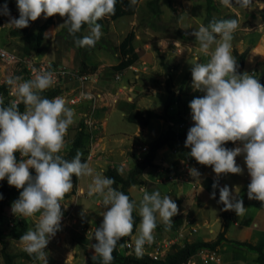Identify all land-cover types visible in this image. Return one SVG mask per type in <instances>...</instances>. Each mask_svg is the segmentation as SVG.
Returning <instances> with one entry per match:
<instances>
[{"label": "rangeland", "instance_id": "rangeland-1", "mask_svg": "<svg viewBox=\"0 0 264 264\" xmlns=\"http://www.w3.org/2000/svg\"><path fill=\"white\" fill-rule=\"evenodd\" d=\"M150 1L152 0H140L133 16L117 20L102 19L105 29L102 28L103 35L94 47H83L82 50L76 46L67 29L60 27L65 18L56 15L50 17L54 24L46 32L42 53L35 55L36 60L28 67L18 65L19 61L13 64L0 60V86L6 83L9 75L21 76L23 80L34 78L33 68L61 72V75H55L56 82L51 88H59L62 91L59 96L64 97L68 101L67 106L75 111V122L69 127L65 137L63 155H68L74 147V141L83 124L84 145L79 151L83 153L85 162L94 169V175L99 173L108 177L109 169L115 168L124 177L128 176L137 162H141L147 154L149 144L170 125L187 131L194 126L189 104L194 98L205 95L193 90L191 69L194 63H207L210 56L199 51L198 42L190 35L204 25L207 15L205 1L160 0L161 15L158 19H152ZM215 1L222 15H234L239 22V28L231 42L238 74L264 76V0H253L251 9H242L235 4L233 8H227L221 4V0ZM11 16L18 18L16 15ZM50 18L45 19L42 14L35 22H29L25 32L7 26L9 18L3 16L0 18V47L14 52L18 58H27L23 56L27 49L25 37L35 35ZM153 24L155 29L152 28ZM179 31L186 33L189 39H182ZM131 32L135 35L133 43L139 60L129 68L118 71L115 67L120 62L119 47ZM87 34L86 27L81 35ZM243 53H247V58L241 64L239 56ZM83 62L87 63L85 68ZM8 98L15 99L10 94ZM168 103L170 107L167 109ZM132 111L154 113L163 117L169 115L172 120L168 122L156 118L150 121L148 127H141L128 121ZM182 118L184 119L180 120ZM223 147L231 150L242 148L243 144L236 142L229 147L227 143ZM155 163L158 167L146 168L139 177L140 184L131 187L129 191L136 204L137 215L144 189L149 194L159 191L162 197L167 195L177 204L179 214L172 221L174 223L181 217L182 225L177 230L155 231V240L160 241L165 255L172 251L171 243L177 242V246H183L198 240H216L219 232L223 230L224 220L221 217V206L211 195L213 191H219L227 185L232 194L238 196L250 179L244 154L236 157L237 165L243 170L240 175L222 174L217 177L212 167L184 163L177 157V152L168 147L158 152ZM192 168L198 170L199 177L190 175L189 170ZM91 179H72V192L63 201L67 207L63 204L61 206V230L50 239L45 249L49 254L48 264H87L90 255H95L92 248L96 243L93 238L94 231L102 224V214L106 209L100 197L88 195ZM214 182L218 183L215 189ZM235 186L239 187L237 193ZM247 200L250 203H262L249 200L248 197ZM13 203L10 201L6 210L5 229L8 232L15 227V221L22 219L12 213ZM84 209L87 213L82 217ZM26 219L29 221V230L34 229L38 214ZM242 219L245 223L243 228L234 225L230 231V239L251 244L264 242V208H246L245 213L236 220L239 222ZM158 221L164 226L159 219ZM136 234L137 231L132 242ZM5 243L7 252L16 256L15 264H38L37 261L24 259L23 253L26 251L20 240L9 236ZM226 246L217 250L221 264H250L252 261L250 258L253 254L245 251L248 257H244L247 260L243 256L237 257L246 262L233 263V250L238 249L229 244ZM199 254L191 264H204L203 254ZM0 264H5L1 243ZM255 264H259L257 260Z\"/></svg>", "mask_w": 264, "mask_h": 264}, {"label": "clouds", "instance_id": "clouds-1", "mask_svg": "<svg viewBox=\"0 0 264 264\" xmlns=\"http://www.w3.org/2000/svg\"><path fill=\"white\" fill-rule=\"evenodd\" d=\"M19 17L14 18L7 3L0 15L9 18L6 24L15 29L29 26L43 14L44 18L59 15L65 18L60 27H66L78 47H94L102 37V25L98 21L116 13L117 0H16ZM137 0H130L135 5ZM227 8L251 9L253 0H221ZM182 16V15H181ZM87 26V35L77 37ZM239 28L236 19L213 18L206 26L201 25L190 35L199 44V51L210 56L207 63H194L191 69L194 91L205 93L194 98L191 109L194 126L187 133L185 147L200 165L212 167L217 177L222 174H242L236 157L244 154L245 164L251 178L248 199L264 203V85L254 74H238L237 60L232 55V40ZM178 43V42H176ZM214 46V49H213ZM2 51V50H0ZM6 55V53H5ZM33 77L23 80L21 76L9 75L6 83L10 96L5 105L0 96V181L7 178L10 186L20 191L19 199L11 207L12 213L22 218L38 214L34 229L20 237L24 250L38 264H48L45 251L50 239L61 230L62 204L66 194L72 192V178L91 177L88 195H97L106 209L102 224L95 229L92 245L102 264H112L113 252L124 237H131L136 228L134 251L142 256L145 246L155 242L159 219L165 230H171L172 218L179 214L177 204L159 191L144 194L139 203L138 226L133 216L136 204L124 192L114 188V179L95 174L82 152L77 151L71 160L65 159V137L75 122L74 109L68 101L57 96L48 99L42 93L56 82L53 71L32 69ZM24 105L21 112L19 105ZM227 142H241L243 147L226 149ZM22 159L17 162L15 154ZM26 158V159H25ZM35 170V176L30 172ZM191 176L199 177L197 169L189 170ZM218 183L213 184V189ZM239 187L235 188V192ZM215 199V191L211 195ZM2 199V196H0ZM219 203L223 211H234L237 216L246 209L243 201L232 194L225 185L219 190ZM87 211L81 213L83 217ZM123 246V245H121Z\"/></svg>", "mask_w": 264, "mask_h": 264}, {"label": "trees", "instance_id": "trees-1", "mask_svg": "<svg viewBox=\"0 0 264 264\" xmlns=\"http://www.w3.org/2000/svg\"><path fill=\"white\" fill-rule=\"evenodd\" d=\"M206 3V11L207 15L204 20V26H206L213 18L216 19H236L234 15H222L221 9H219L216 5L215 0H204ZM140 0H137V3L135 5L130 4V0H117L116 3V13L113 16L106 17L107 19L117 20L121 17L125 16H133L136 14L138 5ZM160 0H152L149 3V9L152 14V19H158L161 15V9L159 5ZM7 3L8 9L11 13V15H16L19 17V12L17 8V2L16 0H0V10H2V6ZM217 14L218 16H215ZM4 15H0V18H2ZM264 19V15H263ZM103 20L98 21L102 25V28H104ZM54 24V21L52 18L48 19L38 30V32L31 36L25 37V43L27 49H25V52H23L24 57L32 56L33 55H40L43 50V43L46 36V32L48 29ZM82 28L81 32L86 28ZM152 28H156L155 25H152ZM67 28L65 27V30ZM21 31H25L26 29H18ZM80 33H77V37H83ZM179 35L182 39L188 40L189 37L186 33H182L179 31ZM73 39V37L71 38ZM134 40L135 35L134 32L129 33L123 40L122 44L119 47V51L121 52V57L119 58L120 62L115 67L118 71H123L130 66L134 65L139 60V54L135 51L134 46ZM81 49V47H80ZM82 50H84L82 48ZM247 58V53H243L239 56V61L241 64L245 62ZM83 67L85 68L87 65L86 62H83ZM261 85H264V76L262 77H256ZM9 88L10 86L5 83L0 86V94H3L5 105H7L11 100V98H8L9 95ZM61 90L59 88H50L48 92H43L42 96L52 99L61 94ZM170 107V103H168L167 109ZM20 111L22 112L24 110V105L21 103L19 105ZM183 115H180V117ZM156 118L165 119L166 121L170 122L172 120V117L169 115H166L165 117L161 115H157L154 113L145 114L142 112H134L132 111L128 117V121L130 123L139 125L141 127H148L150 124V121ZM184 118L180 119L183 120ZM83 127V124H82ZM81 127V130L78 131V135L74 141V147L70 151L68 155H64L65 159L71 160L73 157H75L77 151H79L84 143V137L85 133ZM187 129L179 130L176 127H173L170 125L166 131L162 132L158 138L153 140L149 144V149L147 154L144 156L143 160L141 162H137L136 166L129 172L128 176L124 177L121 173L118 172L117 169L111 168L107 172V176L109 178L114 179L115 184L113 185L114 188H117L118 190L124 192L126 195L129 196L130 200L134 201L129 189L131 187H134L136 185L140 184L139 177L142 175L144 170L148 167H158V164L155 163L157 154L159 151L165 149L166 147L170 148L171 150H175L177 152V157L179 160H181L184 163H189L194 166L202 167L203 165H200L194 158L190 156V148L185 147V142L187 138ZM229 147L233 145L232 142H227ZM226 143V144H227ZM225 145V144H224ZM222 145V147L224 146ZM17 162H19L22 158L19 153L15 154ZM82 161L85 162V159L81 157ZM31 174L33 177L35 176V170L32 169ZM74 181L77 180L75 176L72 178ZM251 181V180H250ZM250 181L246 183V185L241 189L237 199H240L243 201L244 206L250 204L257 207H260L261 204L259 203H250L247 200V192H248V185L250 184ZM20 191L17 190L15 187L10 186L7 182V178L5 180L0 181V196H2V199H0V243L3 245V257L5 264H15V258L16 256L10 254L6 250L5 246V240L11 236L17 240H20V237L25 234L29 230V221L26 218H22L20 221H15L16 225L11 231H6V210L10 204V201L15 202L19 199ZM66 196H69L66 194ZM215 198L217 202L219 201V191L217 190L215 192ZM219 203V202H218ZM221 206L222 212L221 217L224 220L223 224V230L219 232L217 235L216 240L214 241H203L198 240L197 242L193 243H185L183 246L180 245H174L172 251L168 254L162 257L159 260H154L148 255L143 254L142 256H137L135 251H127L124 252L119 251L120 248H122L127 240H130L133 235L135 234L136 228L134 227V231L131 237H124L122 238L118 244L116 249L113 252V261L112 264H186L188 260L193 257L194 255L198 254L200 251L208 250V251H217L220 247L229 244L232 245L235 248H238L240 250H244L248 253L257 255V262L259 264H264V242L258 243V244H251L250 242H242L238 240H230L227 238V234L230 230L231 225L233 224V216L236 215L234 211H223L224 205L219 203ZM135 223L138 226L140 217L136 214L135 210L133 213ZM183 219L181 217H178L176 221L173 223L172 228L174 230H177L180 225H182ZM157 228L156 231L161 232L164 230V226H162L159 221L157 220ZM123 245V246H121ZM24 259L27 261L35 262V259L33 256H30L27 252L23 253ZM87 264H102V260L99 257H96L93 259V256L90 255L89 261Z\"/></svg>", "mask_w": 264, "mask_h": 264}, {"label": "built area", "instance_id": "built-area-1", "mask_svg": "<svg viewBox=\"0 0 264 264\" xmlns=\"http://www.w3.org/2000/svg\"><path fill=\"white\" fill-rule=\"evenodd\" d=\"M0 50H2V51H0V60L5 61V62H12L13 64H16L19 61L17 64L21 65L22 67L23 66L28 67L29 64H31L33 61L36 60V56L35 55L28 56L27 58H23V59H21L19 57L20 58L19 59L18 55L15 54L14 52L8 51V50H6L5 48H2V47H0ZM5 53H6V55H5ZM37 60H38V58H37ZM60 73L57 72V73H55V75L56 74L61 75ZM83 77H86V76H83ZM77 79H80V77H77ZM11 226H13V224H11ZM176 243L177 242H175L174 244L171 243L170 247L172 248L174 245H176ZM134 246H135L134 242H132V238H131L130 240L126 241L125 245L122 248H120L119 251L127 250V251L133 252L134 251ZM199 253L203 254L202 261L204 262V264H221V257H220V254H218L217 251L203 250V251H200ZM143 254L150 256L154 260H159V259H161L162 257L165 256V250L163 249L160 241L158 242V241L155 240V242L151 246H148V245L145 246V251H144ZM198 254H196L193 257H191L188 260L187 263L191 264L192 261L198 256Z\"/></svg>", "mask_w": 264, "mask_h": 264}, {"label": "crops", "instance_id": "crops-1", "mask_svg": "<svg viewBox=\"0 0 264 264\" xmlns=\"http://www.w3.org/2000/svg\"><path fill=\"white\" fill-rule=\"evenodd\" d=\"M264 14L262 13V16H263ZM249 178H250V176H249ZM251 180V178L248 180V181H250ZM236 187V186H235ZM234 187V188H235ZM259 202V201H258ZM262 205L260 206V207H257V206H254V205H250V204H248V205H246V206H244L245 207V209L246 208H252V207H254V208H264V203H261ZM248 210V209H247ZM250 210H248V212H249ZM245 213V212H244ZM248 214V213H247ZM237 215H235L234 216V219H232L233 220V224L231 225V227H230V230H229V232H228V234H227V238L228 239H230V237H229V235H230V231H231V228L234 226V225H236V226H238V227H241V228H243V226H244V219H242L241 221H237L236 219H237ZM248 219H249V217H248ZM247 224V223H246ZM255 226H257V224H255ZM230 240H232V239H230ZM224 248H226L227 246L226 245H224L223 246ZM238 249V248H237ZM224 250H226L227 251V249H224ZM234 251H236V250H233V258H231V260H232V262L233 263H237V261H240L241 263H244V262H246V261H243V259L242 258H245L244 256H246V257H248V255H246L245 254V251L244 250H240V249H238V251H236V252H234ZM248 253V252H247ZM250 254V253H249ZM237 256H243L241 259L240 258H238ZM254 256H257V255H254L253 254V256H251V262H250V264H255V260H257L256 259V257L254 258ZM246 259V258H245ZM247 260V259H246ZM252 262H254V263H252ZM239 263V262H238Z\"/></svg>", "mask_w": 264, "mask_h": 264}]
</instances>
